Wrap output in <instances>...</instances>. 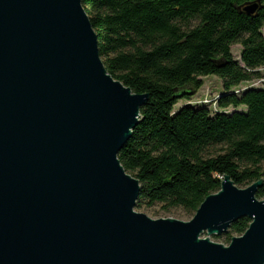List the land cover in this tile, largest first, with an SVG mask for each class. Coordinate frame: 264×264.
Returning a JSON list of instances; mask_svg holds the SVG:
<instances>
[{
	"label": "water",
	"instance_id": "obj_1",
	"mask_svg": "<svg viewBox=\"0 0 264 264\" xmlns=\"http://www.w3.org/2000/svg\"><path fill=\"white\" fill-rule=\"evenodd\" d=\"M148 97L107 72L81 0H0V264H264L262 179L225 175L187 221L135 209L117 155Z\"/></svg>",
	"mask_w": 264,
	"mask_h": 264
},
{
	"label": "trees",
	"instance_id": "obj_2",
	"mask_svg": "<svg viewBox=\"0 0 264 264\" xmlns=\"http://www.w3.org/2000/svg\"><path fill=\"white\" fill-rule=\"evenodd\" d=\"M253 1L81 0L107 72L149 95L117 155L139 181L136 210L159 205L190 218L225 175L240 187L262 179L255 196L264 199V0L254 15L237 9ZM233 45L241 47L239 60ZM207 76L221 83L214 106L174 110ZM252 80L261 86L242 87ZM250 222H233L224 240Z\"/></svg>",
	"mask_w": 264,
	"mask_h": 264
},
{
	"label": "rangeland",
	"instance_id": "obj_3",
	"mask_svg": "<svg viewBox=\"0 0 264 264\" xmlns=\"http://www.w3.org/2000/svg\"><path fill=\"white\" fill-rule=\"evenodd\" d=\"M262 33L264 36V27L262 28ZM232 55L235 59L239 60L240 53H241V47L239 45H233L231 47ZM261 73L264 74V68L260 69ZM203 85L202 87L193 95L190 99H180L176 105L174 106V110L180 108L185 103H196V102H207L211 106H214V99L218 97V94L221 92V83L220 80L216 76H207L202 77ZM246 86H254V87H260L261 82L252 80L250 82L244 83L242 87ZM229 110V109H228ZM240 187V186H239ZM244 188V187H242ZM139 212L145 213L147 216L153 219L158 218H174L178 220L187 221L190 218L188 216H184L180 210H172L169 213H165L159 205L153 206L151 209H145V210H137ZM223 234L219 235L218 237H215V235H208L206 233H203L201 237L203 238H209L211 241L216 243H221L223 245H228L229 242H226L222 236Z\"/></svg>",
	"mask_w": 264,
	"mask_h": 264
}]
</instances>
